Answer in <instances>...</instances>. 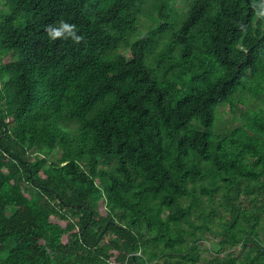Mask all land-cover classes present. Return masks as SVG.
<instances>
[{
	"label": "trees",
	"instance_id": "obj_1",
	"mask_svg": "<svg viewBox=\"0 0 264 264\" xmlns=\"http://www.w3.org/2000/svg\"><path fill=\"white\" fill-rule=\"evenodd\" d=\"M185 2L2 0L0 264H264V0Z\"/></svg>",
	"mask_w": 264,
	"mask_h": 264
},
{
	"label": "rangeland",
	"instance_id": "obj_2",
	"mask_svg": "<svg viewBox=\"0 0 264 264\" xmlns=\"http://www.w3.org/2000/svg\"><path fill=\"white\" fill-rule=\"evenodd\" d=\"M169 4L171 5V8L173 10L172 14L170 15V18H171V20H173L175 23H177L179 25V22H180L181 18L183 17V12L186 10V8H185L186 2H185V0H169ZM147 8H148V6H147ZM147 10L148 9H146L144 15H142L140 17L139 26L137 28L138 30L133 35L130 36L129 44H132L137 39L141 38L147 32V30L155 24L154 20L149 18V13L147 12ZM7 13H8V8L6 6L3 7L2 0H0V20ZM153 18H155V16H153ZM174 29H176V28H174ZM170 32L171 31H169L165 35V38H169ZM148 57L150 58V55ZM148 57L146 58V64L147 65H149ZM220 111H223V112H221L222 113L221 115L223 116V118L226 119L229 117V114L227 113V107H221ZM59 157H60V150L58 148H56L50 154V160L56 161ZM98 210L100 213L103 212L102 208H98ZM219 251L220 250H219V247L217 245V240L214 239L211 235H207L201 243V248H200L201 258L207 259L208 257H212L214 255H219L220 257H222L223 255L226 254V251L218 253Z\"/></svg>",
	"mask_w": 264,
	"mask_h": 264
},
{
	"label": "clouds",
	"instance_id": "obj_3",
	"mask_svg": "<svg viewBox=\"0 0 264 264\" xmlns=\"http://www.w3.org/2000/svg\"><path fill=\"white\" fill-rule=\"evenodd\" d=\"M70 27L74 26L68 25L67 22H60L59 27H52V32L55 34L56 37H59L62 35L61 29H68Z\"/></svg>",
	"mask_w": 264,
	"mask_h": 264
}]
</instances>
